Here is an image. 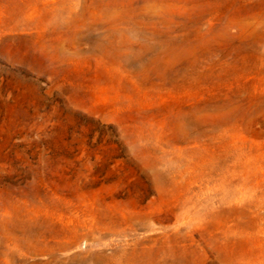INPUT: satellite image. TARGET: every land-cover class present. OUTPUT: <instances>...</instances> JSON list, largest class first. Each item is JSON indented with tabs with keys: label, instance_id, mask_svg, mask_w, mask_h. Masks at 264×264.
I'll return each mask as SVG.
<instances>
[{
	"label": "rangeland",
	"instance_id": "obj_1",
	"mask_svg": "<svg viewBox=\"0 0 264 264\" xmlns=\"http://www.w3.org/2000/svg\"><path fill=\"white\" fill-rule=\"evenodd\" d=\"M0 264H264V0H0Z\"/></svg>",
	"mask_w": 264,
	"mask_h": 264
}]
</instances>
